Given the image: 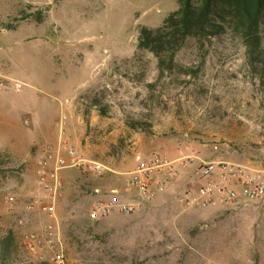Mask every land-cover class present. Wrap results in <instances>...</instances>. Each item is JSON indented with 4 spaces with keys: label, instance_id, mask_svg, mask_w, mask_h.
Segmentation results:
<instances>
[{
    "label": "rangeland",
    "instance_id": "obj_1",
    "mask_svg": "<svg viewBox=\"0 0 264 264\" xmlns=\"http://www.w3.org/2000/svg\"><path fill=\"white\" fill-rule=\"evenodd\" d=\"M176 7V0H0V72L21 83L0 89V228L21 241L49 221L27 202L55 198L66 264H264V196L208 208L173 196L199 185L197 163L181 167L152 203L91 216L150 152L240 163L264 178V93L241 47H217L205 62L185 47L161 81L153 54L135 55L141 27L160 25ZM9 22L13 29L3 27ZM60 142L98 169L59 170L54 193L52 177L51 190L39 183L38 159ZM35 262L22 249L15 264Z\"/></svg>",
    "mask_w": 264,
    "mask_h": 264
},
{
    "label": "built area",
    "instance_id": "obj_2",
    "mask_svg": "<svg viewBox=\"0 0 264 264\" xmlns=\"http://www.w3.org/2000/svg\"><path fill=\"white\" fill-rule=\"evenodd\" d=\"M19 88L21 83L0 72V89ZM62 143L45 150V156L38 159L37 175L41 186L49 187L48 179L53 178V192L61 186L58 172L63 168L77 167L86 172L97 170L92 161L79 156L72 146L64 144L67 155L61 151ZM52 163V165H50ZM195 175L200 179L197 187L188 186L173 193V196L188 206L208 208L218 204H244L258 201L264 196V178L257 172H250L240 163L226 160H206L193 156L176 159L159 152L138 155L135 165L123 172L124 186L111 187L105 191V201L98 202L91 212L92 217L107 216L110 212H133L164 196L170 185L177 179L179 169L196 164ZM28 211H39L49 220L40 227L25 232L21 241L25 250L38 262L66 264V247L57 220L55 198L45 200L32 197L26 204ZM24 223L23 218L18 219ZM203 264H222L209 260Z\"/></svg>",
    "mask_w": 264,
    "mask_h": 264
},
{
    "label": "trees",
    "instance_id": "obj_3",
    "mask_svg": "<svg viewBox=\"0 0 264 264\" xmlns=\"http://www.w3.org/2000/svg\"><path fill=\"white\" fill-rule=\"evenodd\" d=\"M176 1L177 7L160 25L142 26L137 38L135 55L153 54L157 60V79L161 81L175 73L179 67L178 55L185 47L193 48L201 62H205L207 55L217 47L239 46L264 93V0ZM36 15L40 20L41 12ZM3 27L13 29L15 26L9 22ZM189 71L196 75L199 69ZM22 249L25 248L17 233L12 228L1 227L0 264L17 263Z\"/></svg>",
    "mask_w": 264,
    "mask_h": 264
}]
</instances>
